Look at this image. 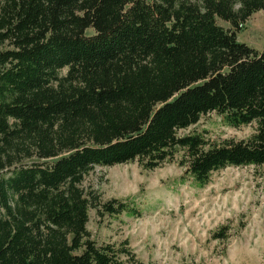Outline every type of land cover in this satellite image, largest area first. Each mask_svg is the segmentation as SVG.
Returning a JSON list of instances; mask_svg holds the SVG:
<instances>
[{
	"label": "trees",
	"instance_id": "16d2710c",
	"mask_svg": "<svg viewBox=\"0 0 264 264\" xmlns=\"http://www.w3.org/2000/svg\"><path fill=\"white\" fill-rule=\"evenodd\" d=\"M259 10L264 0H0V264L135 259L128 240L99 244L88 229L92 209L143 213L134 196L85 186L96 166L177 163L197 187L263 166L264 49L237 35ZM212 113L254 131L190 129Z\"/></svg>",
	"mask_w": 264,
	"mask_h": 264
},
{
	"label": "rangeland",
	"instance_id": "374dc122",
	"mask_svg": "<svg viewBox=\"0 0 264 264\" xmlns=\"http://www.w3.org/2000/svg\"><path fill=\"white\" fill-rule=\"evenodd\" d=\"M218 23L231 27L221 19ZM237 35L262 51L264 10L253 13ZM190 129L241 139L254 126H227L212 113ZM183 175L177 163L153 170L137 161L96 166L85 186L97 189L103 199L134 196L143 213L99 217L92 209L88 229L93 239L99 244L128 240L135 253L128 264H264V165L229 166L214 172L204 187ZM222 225L229 226L228 238H214Z\"/></svg>",
	"mask_w": 264,
	"mask_h": 264
}]
</instances>
